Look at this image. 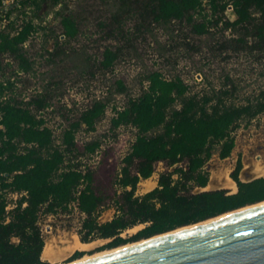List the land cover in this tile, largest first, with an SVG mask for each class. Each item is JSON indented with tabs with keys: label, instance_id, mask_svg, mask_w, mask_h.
Listing matches in <instances>:
<instances>
[{
	"label": "trees",
	"instance_id": "16d2710c",
	"mask_svg": "<svg viewBox=\"0 0 264 264\" xmlns=\"http://www.w3.org/2000/svg\"><path fill=\"white\" fill-rule=\"evenodd\" d=\"M65 1L18 0L6 9L0 0V264H48L43 259L44 215L76 210L82 242L111 238V245L118 246L129 241L121 234L137 225L144 227L130 239L150 238L264 202V176L242 180L241 158L230 174L237 183L235 192L205 189L210 181L205 166L215 152L221 159L230 157L236 146L234 132L264 113V87L241 97L229 74L219 85L206 76V86L196 89L180 75L169 78L150 70L142 77L138 94L116 79L106 97L62 116L59 133L44 116L54 107L58 81L48 82L28 98L20 96L1 60L8 56L17 73H31L34 60L26 45L45 29L36 22L39 13L47 3L62 6ZM117 1L110 20L101 23L105 39L117 44H106L100 58L84 54L86 66L110 71L125 46L133 47L153 26L167 28L173 23L198 37L213 35L216 28L231 30L236 36L227 40V48L257 51L264 57V0ZM230 6L235 19L228 16ZM4 21L8 23L3 25ZM61 27L48 54L54 64L64 61L68 53L64 46L81 34L72 14L61 15ZM116 94L125 100L112 105L109 131L131 128L135 135L116 164H108L104 181L106 155L113 147L109 136L81 141L78 134L97 131ZM159 163L166 169L157 173L158 185L139 194L140 183L156 174ZM111 208L112 218L101 221Z\"/></svg>",
	"mask_w": 264,
	"mask_h": 264
},
{
	"label": "rangeland",
	"instance_id": "374dc122",
	"mask_svg": "<svg viewBox=\"0 0 264 264\" xmlns=\"http://www.w3.org/2000/svg\"><path fill=\"white\" fill-rule=\"evenodd\" d=\"M117 4V0L109 3L99 0H66L62 6L47 3L39 13L40 18L36 20L45 29L35 33L26 45L29 55L34 60L33 71L17 73L15 64L8 56L1 60L5 66V74L15 79L21 97L28 98L35 95L42 91L48 82H59L54 90L56 94L53 99L54 107L47 109L44 114L48 124L57 133L60 132L59 124L62 122V116L72 113L70 110L86 107L94 98L106 97L116 79H122L131 94H138L142 89V77L150 70H160L169 78L180 75L196 89L206 86V81L203 80L206 76L213 84L219 85L222 76L229 74L238 83L241 97L264 87V57L257 51H235L230 47L227 48V40L236 36L231 30L220 32L216 28L212 30L213 35L198 37L191 35L188 29L179 23H173L167 28L153 26L152 31L137 39L133 47L128 45L121 50L119 58L110 71H103L93 65L86 66L83 61L86 59L85 56L92 59L100 58L106 44H117L115 40H106L101 30V23L110 20L113 12L117 10ZM14 14L12 18L16 17V13ZM62 14H72L76 17L81 34L64 46L68 52L64 61L54 64L49 61L48 54L54 48L56 36L63 32ZM228 16L231 19L236 18L233 10L228 11ZM7 23L8 21L2 22L3 25ZM8 63L11 65H7ZM197 74L202 75L201 80L197 79ZM146 84L145 82L143 85ZM113 98L106 116L97 125V131L78 134L81 141L100 134L109 136L108 143L113 144V147L106 155L102 173L104 181L107 179L108 164H116V161L128 151L135 135L131 128L109 131L112 105H122L125 96L116 94ZM234 137L236 146L231 156L221 159L216 151L205 166L210 173V188L232 190L235 187L230 174L239 158L245 167L244 179L264 176L261 173L264 167V113L248 123H243L234 132ZM98 159L99 157H95L94 161L97 162ZM165 169L164 163H159L154 176ZM154 180V178L148 181L142 180L138 193L151 189ZM201 190L203 189H196V191ZM113 213L114 208L106 211L101 221L109 220ZM80 218L81 215L76 210L42 217L47 246L45 247L47 250L51 248L50 251L44 250L43 253V259L48 264L77 263L149 239H130L144 227L142 224L127 229L121 234L122 238L129 240L125 244L111 245L113 239L110 238L97 239L80 246L79 242H82L78 234ZM79 252L82 254L76 255Z\"/></svg>",
	"mask_w": 264,
	"mask_h": 264
},
{
	"label": "water",
	"instance_id": "95a60500",
	"mask_svg": "<svg viewBox=\"0 0 264 264\" xmlns=\"http://www.w3.org/2000/svg\"><path fill=\"white\" fill-rule=\"evenodd\" d=\"M170 232L79 264H264V205Z\"/></svg>",
	"mask_w": 264,
	"mask_h": 264
},
{
	"label": "bare ground",
	"instance_id": "6f19581e",
	"mask_svg": "<svg viewBox=\"0 0 264 264\" xmlns=\"http://www.w3.org/2000/svg\"><path fill=\"white\" fill-rule=\"evenodd\" d=\"M261 173L264 175V168L261 170ZM232 181H233V180H232ZM233 182H234V181H233ZM217 184H218V183H217ZM220 184H221V183H220ZM234 184H235V182H234ZM235 188H236V186H235ZM263 205H264V202H261V203H259V204H255V205H252V206H249V207H246V208H242V209H239V210H236V211H233V212H229V213H227V214H224V215L218 216V217H216V218H213V219H210V220H207V221H204V222H201V223L195 224V225H191V226H187V227H184V228H180V229L174 230V231H172V232H170V233H167V234L169 235V234H173V233H176V232L184 231V230H187V229H189V228H193V227H196V226H200V225L206 224V223H208V222H212V221H214V220H218V219H220V218H224V217H226V216H229V215H232V214H236V213H239V212H243V211H247V210H250V209H254V208H257V207H260V206H263ZM167 234H164V235H167ZM161 236H163V235H161ZM158 237H160V236H155V237H153V238H151V239H148V240H152V239H155V238H158ZM148 240H146V241H148ZM146 241H143V242H146ZM140 243H142V242H140ZM140 243H136V244H134V245H137V244H140ZM134 245L126 246V247L120 248V249H118V250H114V251H112V252H109V253H101V254H98V255L92 256V257H90V258H86V259L80 260V261L77 262V263H71V264H79V263H82V262H85V261H89V260H92V259H95V258H98V257L104 256V255H107V254H111V253H113V252H117V251H120V250H123V249L129 248V247L134 246Z\"/></svg>",
	"mask_w": 264,
	"mask_h": 264
},
{
	"label": "crops",
	"instance_id": "0c3cea01",
	"mask_svg": "<svg viewBox=\"0 0 264 264\" xmlns=\"http://www.w3.org/2000/svg\"><path fill=\"white\" fill-rule=\"evenodd\" d=\"M244 168L245 167H243V169L241 170V172H240V177H241V179L242 180H244V181H248V180H251V179H253V178H255V177H253V178H248V179H244L243 178V172H244ZM264 168V167H263ZM155 179L154 180V185H153V187L151 188V189H149V190H147V191H150V190H152V189H154L157 185H158V176H152L151 178H149V179H146V180H144V181H148V180H150V179ZM210 181H211V179H210ZM210 181H209V183H208V186L205 188V189H214V188H210L209 187V185H210ZM234 181V180H233ZM143 182V181H142ZM235 182V181H234ZM234 182H233V185H235L236 186V188L234 187H232V186H230L231 188H233L231 191L232 192H235L236 190H237V183L235 182V184H234ZM146 191V192H147ZM143 193H145V192H143ZM143 193H139V194H143ZM111 219V218H110ZM109 219V220H110ZM88 243H85V242H79V245L80 246H83V245H87ZM47 247V246H46ZM45 247V251L46 252H48V251H50L51 250V248H49V250H47V248Z\"/></svg>",
	"mask_w": 264,
	"mask_h": 264
},
{
	"label": "built area",
	"instance_id": "2783aa9c",
	"mask_svg": "<svg viewBox=\"0 0 264 264\" xmlns=\"http://www.w3.org/2000/svg\"><path fill=\"white\" fill-rule=\"evenodd\" d=\"M15 2H18V0H3L2 6L7 9L9 5H11V4L15 3ZM229 9L232 10V7L230 6ZM196 77L199 80L202 79V75L201 74H197Z\"/></svg>",
	"mask_w": 264,
	"mask_h": 264
}]
</instances>
